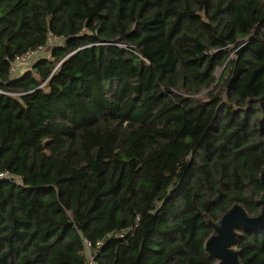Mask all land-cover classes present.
<instances>
[{
  "label": "trees",
  "instance_id": "trees-1",
  "mask_svg": "<svg viewBox=\"0 0 264 264\" xmlns=\"http://www.w3.org/2000/svg\"><path fill=\"white\" fill-rule=\"evenodd\" d=\"M262 102L264 0H0V264H218L263 210Z\"/></svg>",
  "mask_w": 264,
  "mask_h": 264
},
{
  "label": "water",
  "instance_id": "water-1",
  "mask_svg": "<svg viewBox=\"0 0 264 264\" xmlns=\"http://www.w3.org/2000/svg\"><path fill=\"white\" fill-rule=\"evenodd\" d=\"M264 107V103L262 102ZM260 124L264 131V117ZM264 180V169L261 173ZM262 212L257 217L249 216L244 208L238 204L229 209L219 224L215 225L216 233L206 241V249L219 262L218 264H240L238 251L234 249V242L238 229L260 231L264 228V196L261 199Z\"/></svg>",
  "mask_w": 264,
  "mask_h": 264
},
{
  "label": "built area",
  "instance_id": "built-area-1",
  "mask_svg": "<svg viewBox=\"0 0 264 264\" xmlns=\"http://www.w3.org/2000/svg\"><path fill=\"white\" fill-rule=\"evenodd\" d=\"M54 42V38L51 37L48 45H51L52 43ZM44 50L46 51V47L45 46H41L38 50L36 51H30V52H27L25 55H22L20 57H18L13 65H12V71L13 73H16L18 71H20L22 65L24 63H32L39 55H41L42 53L41 52H44ZM39 52L41 54H39ZM39 54V55H38ZM5 176H11L9 173L5 172V173H2L0 174V180L5 177ZM87 244V243H86ZM87 248H89L88 244H87ZM89 251L91 253V250L89 248ZM92 260V259H91ZM92 264V262H91Z\"/></svg>",
  "mask_w": 264,
  "mask_h": 264
},
{
  "label": "rangeland",
  "instance_id": "rangeland-1",
  "mask_svg": "<svg viewBox=\"0 0 264 264\" xmlns=\"http://www.w3.org/2000/svg\"><path fill=\"white\" fill-rule=\"evenodd\" d=\"M42 53V54H41ZM39 52V54H41V55H44V56H47L48 57V55H49V51H48V53H47V51H45L44 50V52ZM38 54V55H39ZM30 63H24L23 65H22V67L21 68H23L24 66H26V65H29ZM220 72H221V69H218L217 70V74L219 75L220 74ZM88 253L90 254V251L88 250Z\"/></svg>",
  "mask_w": 264,
  "mask_h": 264
}]
</instances>
